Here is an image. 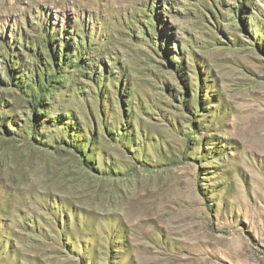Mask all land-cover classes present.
Listing matches in <instances>:
<instances>
[{"label":"rangeland","instance_id":"1","mask_svg":"<svg viewBox=\"0 0 264 264\" xmlns=\"http://www.w3.org/2000/svg\"><path fill=\"white\" fill-rule=\"evenodd\" d=\"M0 264H264V0H0Z\"/></svg>","mask_w":264,"mask_h":264}]
</instances>
